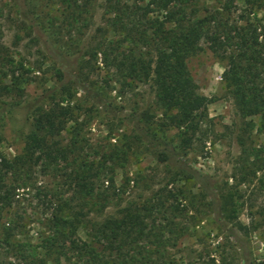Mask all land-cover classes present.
<instances>
[{
	"label": "trees",
	"instance_id": "trees-1",
	"mask_svg": "<svg viewBox=\"0 0 264 264\" xmlns=\"http://www.w3.org/2000/svg\"><path fill=\"white\" fill-rule=\"evenodd\" d=\"M13 1L21 11L25 10V0ZM81 1L83 7L74 1V13L65 14L63 23L80 20L90 4V0ZM143 1L126 5L121 0H107L113 13L108 24L117 38L102 40L100 50H94L91 56L95 59L100 55L107 74L113 70L123 89L131 90L135 81L151 83L155 104L162 109V127L178 131L176 148L183 151L203 146L209 139L204 111L211 101L198 92L187 67V60L203 49L224 62L222 80L239 114L259 118V129H264V0H242L252 15L242 25L228 17L235 0H215L220 7L203 15H196L197 0H148L140 5ZM259 10L263 12L261 18L257 16ZM26 13L24 17L29 19ZM32 26L37 28L36 24ZM58 63L66 67L62 60ZM63 68L58 69L59 76L65 75ZM23 83L24 78H15L0 89L19 92ZM66 92L69 90H63L61 95ZM73 97L68 93L38 108L21 155L8 159L0 150V216L9 210L0 236L4 255L24 254L25 264H180L171 251L188 232L182 222L188 212L182 189L166 186L165 193L132 202L100 222L90 219L93 211H104L119 195L114 168L120 153L113 148L99 160L89 159L85 147L76 139L78 134L72 142L63 143L61 135L73 116ZM137 129L144 132L140 126ZM143 136L162 163L174 167L179 174H188V166L169 144L149 140L148 133ZM263 152L255 148L243 150L241 163L234 170L240 181L259 172L264 188ZM38 166L53 178L54 189L45 195L51 209L42 223L45 231L39 244L24 250L25 245L14 241L23 226L24 213L19 209L13 213L12 208L22 200L20 191L30 190L35 184L32 173ZM190 180L213 207L215 194L208 187V178L192 172ZM219 198L217 219H228L230 223L234 220V228L247 230L238 221L234 196ZM258 215L264 223V204ZM226 229L227 226L222 231Z\"/></svg>",
	"mask_w": 264,
	"mask_h": 264
},
{
	"label": "rangeland",
	"instance_id": "rangeland-1",
	"mask_svg": "<svg viewBox=\"0 0 264 264\" xmlns=\"http://www.w3.org/2000/svg\"><path fill=\"white\" fill-rule=\"evenodd\" d=\"M74 1L25 0V10L21 11L13 0H0V88L10 85L15 78L26 80L19 92L0 89L1 152L8 159L21 155L38 108H45L65 94H74L70 103L73 116L61 135L63 143L72 142L78 134L76 139L85 147L89 159L99 160L113 148L120 153L114 168L119 195L104 211H93L91 220L100 222L132 202L155 198L165 193L166 186L180 188L187 200L188 212L182 222L188 232L171 251L180 264L264 262V223L258 215L264 204L261 175L258 172L247 181H240L234 172L241 163L243 150L264 151V129H259V118L243 117L237 111L222 80L224 62L207 49L187 60L198 92L211 101L204 111L209 139L203 146L179 150L177 129L162 127V109L155 104L151 83L135 81L131 90L123 89L113 70L107 74L100 55L96 60L91 56L94 50H100L102 40L117 38L108 24L113 13L107 0H90L80 20L67 25L62 20L65 14L74 13ZM76 1L83 7L81 0ZM133 1L121 0L126 5ZM197 2L196 15L220 7L215 0ZM257 16L261 18L263 12L257 11ZM228 17L242 25L252 15L242 0H235ZM35 24L39 29L32 26ZM60 60L65 68L59 65ZM61 68L65 70L64 76L58 74ZM63 90L69 92L61 95ZM137 126L144 132L140 133ZM143 133H148L149 140L169 144L188 166V174H179L174 167L162 163ZM192 172L208 178V187L215 194L213 207L208 206L210 199L190 180ZM32 179L33 187L20 191L22 200L12 208L13 213L18 209L24 213L23 226L14 238L15 243L26 246L24 250L40 242L45 231L42 223L51 209L46 196L54 189L53 178L39 166L33 170ZM227 194L238 202L237 218L247 230L234 228V220L230 223L228 219H217L219 197ZM7 211L0 216V236ZM225 226L228 229L222 231ZM11 254L4 255L0 244V264H25L24 254Z\"/></svg>",
	"mask_w": 264,
	"mask_h": 264
}]
</instances>
